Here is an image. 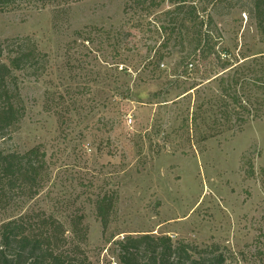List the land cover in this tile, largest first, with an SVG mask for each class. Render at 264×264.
I'll use <instances>...</instances> for the list:
<instances>
[{
	"label": "rangeland",
	"instance_id": "obj_1",
	"mask_svg": "<svg viewBox=\"0 0 264 264\" xmlns=\"http://www.w3.org/2000/svg\"><path fill=\"white\" fill-rule=\"evenodd\" d=\"M125 3L25 1L0 12V44L29 38L45 68L17 73L25 116L0 150L40 147L47 160L39 195L9 206L0 225L53 216L71 264H123L118 243L142 235L186 247L183 264H264V39L251 0H187L212 16L201 31L228 51L226 67L188 57L199 28L167 40L169 0L140 14ZM104 195L114 198L107 227L96 211ZM137 257L150 259L145 245Z\"/></svg>",
	"mask_w": 264,
	"mask_h": 264
},
{
	"label": "trees",
	"instance_id": "obj_2",
	"mask_svg": "<svg viewBox=\"0 0 264 264\" xmlns=\"http://www.w3.org/2000/svg\"><path fill=\"white\" fill-rule=\"evenodd\" d=\"M32 1L38 3H54L58 0H0V12L14 8L18 2ZM174 5L168 10L166 27H160L167 34V40L182 39L184 34L197 29L195 47L188 54L189 58L198 55L205 59L213 56L223 67L229 63L225 60L228 51H215L209 46L211 37L204 38L202 29L209 30L214 24L212 16L201 18L194 7L187 5V0H169ZM164 0H126L125 10L132 14L149 13L163 4ZM253 17L257 29L264 39V0H251ZM200 31V32H199ZM29 38H16L7 45L0 44V136L8 130L18 127L25 116L17 73L38 75L42 54L35 45L29 44ZM204 43V45H203ZM187 57V58H188ZM192 68L194 65H188ZM238 84V83H237ZM233 95V103L246 110L237 93ZM239 120L242 117H238ZM46 153L40 147H34L24 153L0 150V214L12 204L23 199H33L43 188L47 172ZM254 173L252 172V175ZM114 210V198L109 195L100 197L96 202L97 216L104 227H107ZM78 226V225H75ZM66 240L64 225L53 216L42 213L22 214L0 225V264H71L59 252L62 242ZM123 264H183V254L187 256L186 247L174 248L170 237H152L142 235L131 236L118 243ZM145 249L151 257L147 261L138 260L139 249ZM174 256L173 255H176ZM224 257L210 260L208 264H224Z\"/></svg>",
	"mask_w": 264,
	"mask_h": 264
},
{
	"label": "built area",
	"instance_id": "obj_3",
	"mask_svg": "<svg viewBox=\"0 0 264 264\" xmlns=\"http://www.w3.org/2000/svg\"><path fill=\"white\" fill-rule=\"evenodd\" d=\"M112 264H117L116 262H113Z\"/></svg>",
	"mask_w": 264,
	"mask_h": 264
}]
</instances>
